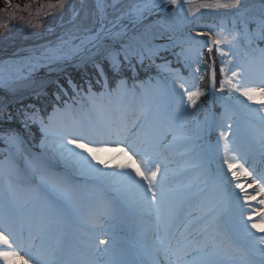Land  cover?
Returning <instances> with one entry per match:
<instances>
[{
	"label": "rangeland",
	"instance_id": "obj_1",
	"mask_svg": "<svg viewBox=\"0 0 264 264\" xmlns=\"http://www.w3.org/2000/svg\"><path fill=\"white\" fill-rule=\"evenodd\" d=\"M67 1L69 3V0ZM70 1L67 19L61 15L63 18L58 25L46 24L45 30L42 23H39V18L47 12L50 13L57 5L54 3L39 5L31 0H26L23 4L18 0H0L3 5L0 10V63L8 59L46 54L57 47H62L61 53H68L77 44L95 34L101 22L113 24L121 17L134 15L137 10H139L137 13L142 11L145 13L153 0H102L101 6H97L94 0L93 9H88L87 0H79V6L73 0ZM233 2L234 0H183V4L180 5L182 11L171 4L165 11L153 14L142 21L120 23L119 28L115 30L106 29L107 32L100 41L92 44V50L82 53L70 64V66L90 64L97 62L104 55L112 59L115 54H123V51L117 49L119 45L129 48L135 54L140 51L142 61L147 58L156 61L160 58L158 64L160 72L171 74L168 79L177 80L181 84L176 85L163 76L157 84L146 86L141 95L138 94L139 99L133 98V90L129 93L121 91L116 97H111L107 88L96 90L85 96L84 101L81 99L84 97L81 92L74 91L77 96L64 98L55 91L53 97L59 104L54 107L55 109L48 111L51 117L46 119L36 110L23 109L21 118L28 121V125L35 123L38 128L37 141L29 140L30 145L16 135V141L10 143L7 137L2 136L1 139L11 150L6 148V158L0 161V178L7 182L11 176L14 190L10 189L15 193L9 199H4L8 195L3 197L1 194L0 198L3 197V204L10 218H14L18 215L14 213L13 208L17 200L25 199L29 204H36V201L45 195L40 182L34 179V173L38 169L49 171L52 169L53 173L47 175L57 180L58 187H55V190L59 200L57 199V205L48 211L45 221H36L38 224L33 230L36 233L24 240L26 243L24 250L13 246L12 249L4 248L6 251H15L30 261L38 254L41 264H137V258L143 264H151L146 255L147 245H151L155 254L158 250L157 257L164 255L173 264L178 250L181 254L186 250L188 255L184 257L185 260L190 262L195 260L196 264H205L210 260H215L218 264H250L253 259L254 241L264 237V232L251 228V224L258 223L263 227L264 211L239 212L232 208L229 190L221 176L219 164L227 165L222 162L226 137L229 149H235L228 153L229 157L236 158L230 162L236 164L240 173L243 169L239 165L243 164L244 168L259 179L257 173L250 170L247 162L257 166L260 162L254 158L252 160L253 156L264 160V145L260 141L264 123L242 109L227 87L221 90V93L215 91L217 103L223 108L220 117L213 113L210 101L208 105H204L202 100L194 97L196 102L193 105L184 91L187 89L189 92L199 93V90L195 89V84L193 85L198 75L193 64L202 58L200 50L205 46L209 50L210 46L204 37H198V43L193 45L188 42L189 36H196L197 33H211L213 36L221 33L229 38L235 36L232 45H215V49L224 53L225 59L229 57L230 62L236 63L237 53L242 50V43L247 45L250 42V35L237 29L238 22L248 25L254 20L257 23L264 19L262 15L264 0H240L236 7H215L230 5ZM218 20L220 23H215ZM225 20L229 22L227 25ZM145 31L147 32L144 34ZM135 34L138 35L137 38ZM151 34H154V37L153 35L149 37ZM105 41H110L112 46ZM140 43L143 44V48L138 49ZM175 51L180 53L178 56L180 59L177 58L179 59L177 64L180 66L162 62L163 54L170 56ZM261 56L263 57L257 63L256 60L250 59L254 68H261L264 54L261 53ZM136 57L139 59L140 56ZM251 62L247 61L245 64L250 65L251 68L248 67L254 74L253 78L259 81L262 70L260 74L256 73ZM226 66H229L227 61ZM67 68L68 65L65 67L62 64L51 63L33 71L24 69L16 74L0 75V109H4L10 103L20 102L29 95L39 97L44 95L48 86L56 81L55 76L51 75L65 72ZM130 68L135 70L134 67ZM213 68L215 69L214 66L212 70ZM118 70L123 71L120 67ZM189 71L193 72L195 79L189 77ZM184 74L188 75V80ZM180 85H183V89ZM250 86L264 87V84L256 83ZM166 88L170 90L167 91ZM104 93L108 95H102ZM148 97H151V103L145 101ZM130 103L136 106V113L133 116L126 112ZM100 104L108 105L105 110L112 109L111 115L114 116L112 121L115 120L113 125L109 122L108 117L111 115H106L107 112L105 114L94 112V108ZM120 104H124L126 108L120 110ZM61 107L63 109L59 111ZM259 107L258 103L253 104V108ZM69 109L73 110L70 116ZM80 109L87 113L89 111V114L95 117L86 120L87 118L79 115ZM125 117H132L130 119L133 120ZM141 120L147 122L144 129L140 128ZM127 121L135 125L133 127H136L137 132L130 130V127H124ZM212 122L213 128L216 129L210 130ZM256 122L260 123L262 130L258 128ZM100 124L102 127L110 128L119 126L121 132L118 137H114L116 141L113 143H109L107 139L90 145L104 149L96 153L99 160L92 162L116 163V168L120 169L121 163L128 162L120 149H128L139 162L140 157L132 152L130 144L135 142L138 145H155V156L158 157L156 162L164 160L170 174L168 188L173 199L168 204L177 200L181 202L179 217L182 222L178 221V224L185 223L190 215L199 218L195 220L194 230L189 232L192 234L191 239H188L193 241L191 246L184 248L185 239L181 240L179 245L174 243L167 246L170 223L165 224V217L168 204L154 209L146 202H135V194L116 183L105 185L96 178L79 179L84 171L80 166L70 173L72 169L66 168L67 171L64 172L58 167L49 168V164L44 163L46 159H50L52 150L58 148L59 142L63 143L64 138H60L63 132L64 135L66 131L71 133L72 136L67 138L73 139L81 129L96 133V127ZM213 130L215 131L211 139ZM112 132L114 134V130ZM138 133L146 134L145 138H138ZM221 133H225V137H222ZM170 142L172 143L169 144ZM48 143L52 146L49 154ZM64 159L67 164L72 161ZM89 159L91 160L90 156ZM259 166L264 167V161ZM141 167L143 168V165ZM121 171L125 170L120 169ZM173 171L175 175H171L170 172ZM246 177L254 182L252 177ZM260 184H263V180ZM256 185L260 189V185ZM68 187L71 188V192L66 191ZM60 192L63 195H60ZM261 193L264 195V192ZM64 195H69V198H65ZM33 210L20 218L32 219ZM81 211H92L93 221L90 226L82 224L76 218V214ZM248 217H252V220L249 221ZM37 218L42 220L40 212L37 213ZM46 221L52 222L47 226ZM245 222L248 224L247 230L244 227ZM6 225L11 227L10 220ZM234 247L240 253L237 252V256L225 259V256L236 255L231 253L236 252ZM30 264H37V261Z\"/></svg>",
	"mask_w": 264,
	"mask_h": 264
},
{
	"label": "snow or ice",
	"instance_id": "obj_2",
	"mask_svg": "<svg viewBox=\"0 0 264 264\" xmlns=\"http://www.w3.org/2000/svg\"><path fill=\"white\" fill-rule=\"evenodd\" d=\"M170 3L174 5H179L181 0H170ZM240 0H234V2L230 5H215V7H236L239 5ZM208 7H212V5H208ZM264 15V14H262ZM260 27L262 31V38H264V19L260 22ZM106 31L104 26L101 25V32ZM100 33H97L96 37L93 39H98ZM198 37H204L205 40L210 41L211 45H221L227 44L232 45L233 41L236 39L235 36L229 38L228 36H224L221 33H217L213 36L211 33H197L196 36H189L188 42L195 45L198 43ZM211 47H209V52H211ZM134 53L129 49L125 48L123 50V60L127 61L131 64V56ZM225 54L221 53L223 58ZM120 64L119 54H115L112 57V67L115 70H118ZM262 74L257 81L253 78V73L250 68L246 64H242L239 61L236 63L229 62V66H222L220 68L221 73L224 75V79L221 81V90L227 87L235 98L236 103L245 111L249 112L251 115L259 119L262 123H264V87H253L250 85H254L256 83L264 84V59L261 61ZM199 71V69H197ZM101 73H103V69H101ZM230 73V74H229ZM216 82V74L215 69L212 71V86L215 88ZM126 87L125 82H121L118 85V88ZM183 89V85H180ZM187 92L188 100L191 104H195L194 97H198L199 93L197 92H189L187 89H184ZM102 95H108V93H104ZM259 104V108H253V104ZM110 131V130H109ZM222 137H225V133H221ZM15 136H9L8 140L10 143L16 141ZM88 141L87 143L85 141ZM260 141L261 144L264 145V131L260 133ZM94 141L91 139V135L88 133L86 129H81L75 134V138L68 139L67 136L64 137L63 143L60 145L62 149L60 155L63 158L71 159L76 164H78L84 170L90 173H101V170L96 167L95 164L92 163V160H99L96 156L98 151H103V148L92 147ZM132 148V152H134L137 156L140 157L139 162L136 161L135 157L128 152V149L122 148L120 149L121 153L125 155L128 159L127 163H121L119 165L120 169L125 170L118 173H102L109 181L120 185L122 188L131 191L135 194V202H146L152 208H157L168 204L169 201L173 199L171 190L168 188V184L170 181V174L167 168L166 162L164 160H160L159 163L156 162L157 158L155 156V145H138L135 142L130 144ZM79 150V151H78ZM229 151H235V149H229L227 144V139L225 137V146H224V157L222 158V162L227 164V170L231 171L233 177L239 179L240 175H246L252 177L253 181L256 184L260 185V191L264 192V184H260V181L264 180V172L257 173V176H253L252 172H249L246 168H244L243 164H240L239 167L243 169L242 173H238L236 171H232L236 167V164L230 162V160H235L234 156L229 157ZM91 157V160L89 159ZM101 163H103L101 161ZM143 165V168L141 167ZM131 169V171H127ZM255 171V168H253ZM139 177V179H137ZM9 188L12 187V179L9 177L6 182ZM44 183H47V180H44ZM237 188L244 193V200L255 199V197H249L248 192L244 189V186L240 183H236ZM67 192H71V188H66ZM260 203L264 204V200L260 201ZM181 211V202L177 200L175 203L168 204V209L165 217V224H169L174 222ZM199 219L198 217H193V220ZM262 219H264V215H262ZM248 220H252V217H248ZM192 223V221H189ZM244 227L247 230L248 224L244 223ZM251 228L257 229L260 232H264V227H261L258 223H252ZM185 230H187V226H185ZM251 235V233H249ZM9 235L12 236V240H9ZM183 236L184 233H181ZM178 245L181 244V241H177ZM193 241L185 238L183 241V246L186 249L191 246ZM16 247H22V241H20L16 234L8 229V235H5L4 225L0 223V247L6 246L9 249L13 248V245ZM188 255V252L185 250L182 252L177 251L176 253V261L175 264H196V261H187L185 260V256ZM253 259L250 261V264H264V237H260L258 241H254L253 243ZM0 258L5 262V264H11L12 261H18V264H30V260L25 259L24 257L19 256V254L15 251H3L0 250ZM37 261V264H41V260L39 256L34 257ZM205 264H218L215 260H210L205 262Z\"/></svg>",
	"mask_w": 264,
	"mask_h": 264
},
{
	"label": "trees",
	"instance_id": "obj_3",
	"mask_svg": "<svg viewBox=\"0 0 264 264\" xmlns=\"http://www.w3.org/2000/svg\"><path fill=\"white\" fill-rule=\"evenodd\" d=\"M20 3H25L26 0H18ZM28 1V0H27ZM36 1L37 4L42 5L43 3H54L57 5L53 10H51L50 13L47 12V14L42 15V17L39 18V23H42L41 25L46 26V24H53L58 25L61 18L67 19V16L69 14L68 12V6L71 2L69 0V3L67 0H31ZM77 6L79 0H73ZM88 2V9H93L95 7L94 0H87ZM3 8L2 3L0 2V10ZM57 8V9H56ZM89 13V12H88ZM61 15H64L61 17ZM227 22V20H225ZM222 21V22H225ZM213 22V21H211ZM225 24L227 25L229 22ZM260 21H257L255 23V20L250 22L248 25L247 23L238 22L237 29L242 30L244 33H247L250 35V42H248L249 46H244L242 43V50L237 53V61L240 63H243L244 61H247L250 59L251 52H246L248 49H251L250 44L254 47V49H257L256 54L253 56V58L259 60L263 57L260 56V52L264 54V38H262V31L261 27L259 26ZM215 23H220V20L215 21ZM197 24V23H196ZM151 31L153 28H150ZM206 30V28H203ZM46 30V28H45ZM45 30H41L45 32ZM147 31L144 32V34ZM142 34V32H140ZM154 37V34H151L149 37ZM138 35L135 34V38H137ZM145 37L149 38L148 35H145ZM140 42V41H139ZM106 44H109L112 46L110 41L106 42ZM143 45V44H142ZM138 44V49L143 48V46ZM206 44H204L205 46ZM142 46V47H140ZM200 46V44H199ZM207 46L203 47L201 52V59L199 62L193 64L195 66V70L199 69L197 71V78L196 81L193 83L196 86V90H199V96L196 97L199 100H202L204 102V105H208L209 99H210V77H211V69L212 65L215 67L216 70V91L221 93V81L224 79L223 73H221L220 68L222 66H226V61L229 63L230 59L229 57L226 59H222L221 53L218 51V49L213 50L212 56H210L209 50L206 48ZM117 49L120 51H123L125 48L122 46L117 45ZM140 56L139 59L136 56ZM164 61L162 62H170L172 65L180 66V64H177L179 62L180 53L176 51L173 52L170 56L167 54H163ZM249 55V56H248ZM143 56H147L146 54H143ZM179 58V59H177ZM120 64L119 67L123 70L119 72V70H115L112 67V59L109 58L107 55H104L98 60L97 62H92L90 64H81L76 66H70L68 65V68L65 72L51 75L55 76L56 81L52 82L50 86L45 90L43 93L44 95L39 96H27L24 100L20 102H14L8 104L4 109H0V135L3 137H9V136H22L25 138L28 142L29 140L37 141L36 134L38 136L37 126L34 124L28 125L26 120H23L22 112L24 108H30L33 110L38 111L39 114L45 115L49 113L48 111H51L54 107H56L58 102L55 101L53 94L55 91H58L60 93V96H63L65 98V94H74V88L77 87L80 89V91H87L90 87H98L99 83H102V73L101 69H103V72L109 77L112 83L114 85L119 84V82L126 81L127 83L132 81L135 83H140L143 79L146 77H152L153 79L156 78L157 73L159 71L158 64L160 58L156 61H153L151 58H145L146 60L142 61L141 59V53L140 51L134 53V55L131 56V64H129L127 61L123 60V54L119 55ZM213 60V61H212ZM177 64V65H176ZM130 67H134L135 70H131ZM183 70H186L183 68ZM193 71V69H192ZM159 74V73H158ZM230 74V73H229ZM188 75L190 78H194L193 72L189 71ZM188 75L184 74V77L186 80L189 79ZM169 77V76H168ZM195 79V78H194ZM75 86V87H74ZM46 94V95H45ZM44 96V97H43ZM63 100V99H62ZM65 100V99H64ZM218 101V100H217ZM55 109V108H54ZM222 107L219 106V104L216 102V111L221 112ZM27 123V124H26ZM26 125V126H25ZM28 126V127H27ZM28 128V130L26 129ZM30 143V142H29ZM5 151L6 146L3 145L0 142V158H5Z\"/></svg>",
	"mask_w": 264,
	"mask_h": 264
},
{
	"label": "bare ground",
	"instance_id": "obj_4",
	"mask_svg": "<svg viewBox=\"0 0 264 264\" xmlns=\"http://www.w3.org/2000/svg\"><path fill=\"white\" fill-rule=\"evenodd\" d=\"M172 3H170V0H153L149 3V9L147 12H140L137 13L139 10H137L134 15L130 16V17H126V18H119L117 19V23L115 24H110L109 27L105 28L106 29H117L119 28L120 23H123L126 20L131 21V22H138L140 21V19H142L143 17H149L153 14L159 13L160 11H165V9H167V7H169ZM174 5V4H172ZM176 7H178L180 10V6L179 5H174ZM182 11V10H181ZM120 21V22H119ZM100 33V36L105 35L104 33H106V31L103 32H98ZM97 34L92 35L87 37L83 42H81L80 44H77L72 51L68 52V53H61L60 50L62 47H57L56 49L51 50L50 52L46 53V54H42V55H37V56H29V57H25L19 61L16 60H12L9 61L7 63L2 62L0 63V75L5 74V75H11V74H16L24 69H30L31 71L35 70V68H41L43 66H47L50 65L52 63V60H59V59H71L73 55L80 53L84 46L89 45L92 42L97 41V39H93V37H96ZM63 109V108H62ZM122 109V108H120ZM104 110V105L100 104L97 105L94 108V112H96L97 114H105V110ZM133 110V105H131V107H129V111L132 112ZM58 111V110H57ZM61 111V110H59ZM103 111V112H101ZM79 115L82 117L87 118L86 120H89V113H87L85 110L80 109L79 111ZM68 115L70 116V114L73 113V110L69 109L68 110ZM54 115V114H53ZM54 117L56 118V116L54 115ZM78 122V121H77ZM64 127V125H62ZM104 128V129H103ZM102 129H98V132H94L91 133L88 131V133L91 135V139L92 140H96V139H100L102 135L105 134H110L111 130H113L112 128L109 127H103ZM110 130V131H109ZM116 130V129H115ZM130 130H135L134 132H136V129L131 126ZM64 133V132H63ZM65 136H72L71 133H68L67 131L65 132V135L62 134L60 135V138H64ZM99 136V137H97ZM174 139V138H173ZM171 138V140H173ZM172 142H170L169 144H171ZM62 144V142H59L58 148H56L55 150H52V146L51 143H48V146L50 147V149L48 150V154L51 153V150L53 151L52 154H50V159H46L44 161V163H48V167H55V168H60V171H67L66 168L68 169H72L70 170V173H73V170H76L77 167L79 166L78 164H76L73 160L71 162H69V164H67L66 160L60 155L61 152H59L60 150H62L60 148V145ZM47 154V155H48ZM127 159V157H126ZM93 164L96 165L97 168H99L101 170V173H90L86 170L82 171V173L80 174V176L78 177L79 179H91V178H96L98 180H100V182L104 183L105 185L107 184H112L113 182L109 181L108 179H106V177L104 175H102V173H118L120 172V169L116 168V163L112 164H105V163H101V162H92ZM57 170V169H56ZM219 170L221 172V176L224 180V182L227 185V188L229 190V194H230V200L232 202V207L237 210V211H251L253 213H261L262 211H264V204L260 203V201L264 200V195H262L260 189L257 187V185L254 182H251L247 179V177L245 175H240L239 179L237 180L236 177H233L231 174V171L227 170V165L224 164H219ZM232 171H236L238 173H240L237 169V167H235L234 169H232ZM53 173L52 169L51 171L47 170V169H38L35 173H34V179L38 180L41 184L42 187H44V196L40 197V199L38 201H36V204H29L27 200L25 199H20L17 200L16 203L14 204L13 208L15 210L14 213H18L17 216H14V218H10L8 212H7V208L6 206L3 204V197H5L4 199H9V197L13 196L14 193L12 192L14 190V188H12L13 190L11 191V189L7 186V183L4 182L1 178H0V194L3 196L0 198V223H2L4 225V230H5V235H8V229H11V231L13 233L16 234L17 238L22 241V245L26 244L24 242V240L29 239L32 235H34L36 232H34V228L37 227V222L38 221H45V219H47L48 214H49V210L52 209V207L56 204V201L58 199L57 196V191L55 190V187H58L57 184V180L55 178H51L49 177L47 174L49 173ZM171 175H174L175 172H170ZM77 178V177H76ZM44 180H47V183H44ZM236 183H240L244 186V189L248 192L249 197H255V199H248V200H244V193L240 190V188H237L235 185ZM68 186V185H67ZM60 195H63V193ZM65 198H69V195H64ZM59 200V199H58ZM57 205V204H56ZM34 209V210H33ZM33 210V214H32V219H24V218H20L22 216H25L28 212ZM40 212L41 216H42V220L37 218V213ZM193 217L190 215L188 222L192 221V223L195 221L193 220ZM76 218L84 225L86 226H90L92 221H93V216H92V211H81L78 214H76ZM11 222V227H8L6 225V222L9 221ZM37 221V222H36ZM48 222L46 225L49 226V224L52 221H46ZM192 223H189V225ZM40 226V223H39ZM264 227V225H263ZM34 232V233H33ZM181 233V232H179ZM12 236L9 235V240H12ZM177 239V238H176ZM14 247L16 246L15 244L13 245ZM25 246V245H24ZM9 249L6 246L4 247H0V250L6 251L5 249ZM157 252L158 250H156V254L154 253V251L152 250V246L151 245H147V251H146V255H148L149 257V261L151 264H173L170 259L166 256H160L157 257ZM38 254H36L35 256H37ZM36 259H33V261H30V263H35ZM0 264H5V262L2 260V258H0ZM11 264H18V261H12ZM137 264H143L140 259H137Z\"/></svg>",
	"mask_w": 264,
	"mask_h": 264
},
{
	"label": "water",
	"instance_id": "obj_5",
	"mask_svg": "<svg viewBox=\"0 0 264 264\" xmlns=\"http://www.w3.org/2000/svg\"><path fill=\"white\" fill-rule=\"evenodd\" d=\"M103 26H104V28H105V24H102ZM105 34V33H104ZM104 36V35H103ZM103 36H101V37H99L98 39H97V41L99 42L100 41V39L103 37ZM97 41H95L94 43H96ZM94 43H92V44H94ZM93 48V47H92ZM90 50H92L91 49V47H89V46H86L85 47V49L84 50H82L80 53H78V54H75V55H73V58L72 59H61V60H58L59 62H65V63H69V62H73L74 60H76L82 53H86V52H89ZM19 60H21V59H16V61H19ZM9 60H6L5 62H8ZM53 61V60H52Z\"/></svg>",
	"mask_w": 264,
	"mask_h": 264
}]
</instances>
